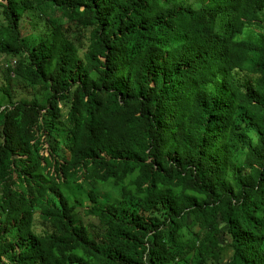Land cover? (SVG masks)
Listing matches in <instances>:
<instances>
[{"label":"trees","instance_id":"obj_1","mask_svg":"<svg viewBox=\"0 0 264 264\" xmlns=\"http://www.w3.org/2000/svg\"><path fill=\"white\" fill-rule=\"evenodd\" d=\"M0 60V264H264V0H1Z\"/></svg>","mask_w":264,"mask_h":264},{"label":"rangeland","instance_id":"obj_2","mask_svg":"<svg viewBox=\"0 0 264 264\" xmlns=\"http://www.w3.org/2000/svg\"><path fill=\"white\" fill-rule=\"evenodd\" d=\"M1 1V0H0ZM30 22H28L26 25L28 26ZM254 32V28H248L245 30L244 35L241 36L240 38H244V37H249L252 33ZM3 65V62L0 60V66ZM6 65L2 66L1 69L3 70V68H5ZM4 76L5 73L2 72V74L0 75V81L3 82L4 80ZM13 87L15 88V91L17 92V95L20 98H27L30 96V94L24 89V85L14 82ZM63 191L65 194L69 195L70 198H72V200H79L82 202L83 205H87V201H86V197L85 194L83 192H80V190H77L76 186L74 185H69L63 188ZM231 256V252L230 251H226L223 254V259L224 261L228 260Z\"/></svg>","mask_w":264,"mask_h":264}]
</instances>
